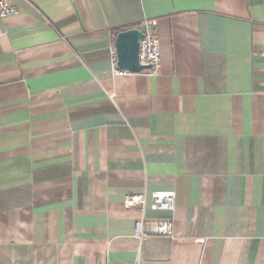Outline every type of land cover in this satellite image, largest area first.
I'll use <instances>...</instances> for the list:
<instances>
[{"label": "crops", "instance_id": "crops-1", "mask_svg": "<svg viewBox=\"0 0 264 264\" xmlns=\"http://www.w3.org/2000/svg\"><path fill=\"white\" fill-rule=\"evenodd\" d=\"M11 3L0 264H264V0ZM152 20L159 73L116 74L117 34ZM143 216L174 237L139 241Z\"/></svg>", "mask_w": 264, "mask_h": 264}, {"label": "built area", "instance_id": "built-area-1", "mask_svg": "<svg viewBox=\"0 0 264 264\" xmlns=\"http://www.w3.org/2000/svg\"><path fill=\"white\" fill-rule=\"evenodd\" d=\"M17 13L18 9L11 3V0H0L1 18L13 16ZM156 25L157 22L155 20L147 22L146 30L142 31L144 33V37L140 42L139 60L140 63L145 66H152L151 69L145 70L150 75H157L162 65L160 41L155 33ZM111 55L114 65L117 66V55L115 49L111 51ZM115 72L118 75L132 73L127 70H120L118 66L115 68ZM151 197V208L155 211H174L176 208V193L174 191L154 192ZM124 204L128 209L138 207L144 212L146 197L144 195H129L125 198ZM149 222L152 224L153 229H150L148 225ZM134 235L139 241H142L151 235L167 236L172 238L174 237L173 219L161 218L148 221L147 218L143 216L135 223Z\"/></svg>", "mask_w": 264, "mask_h": 264}, {"label": "water", "instance_id": "water-1", "mask_svg": "<svg viewBox=\"0 0 264 264\" xmlns=\"http://www.w3.org/2000/svg\"><path fill=\"white\" fill-rule=\"evenodd\" d=\"M143 37L144 33L139 28L123 30L117 34L115 50L120 70L141 73L152 68L151 65L141 64L139 60L140 42Z\"/></svg>", "mask_w": 264, "mask_h": 264}, {"label": "trees", "instance_id": "trees-1", "mask_svg": "<svg viewBox=\"0 0 264 264\" xmlns=\"http://www.w3.org/2000/svg\"><path fill=\"white\" fill-rule=\"evenodd\" d=\"M131 29V28H130ZM123 31V30H120V32Z\"/></svg>", "mask_w": 264, "mask_h": 264}]
</instances>
